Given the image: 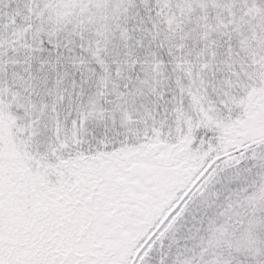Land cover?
Here are the masks:
<instances>
[{
	"label": "snow or ice",
	"instance_id": "snow-or-ice-1",
	"mask_svg": "<svg viewBox=\"0 0 264 264\" xmlns=\"http://www.w3.org/2000/svg\"><path fill=\"white\" fill-rule=\"evenodd\" d=\"M0 264H264V0H0Z\"/></svg>",
	"mask_w": 264,
	"mask_h": 264
}]
</instances>
